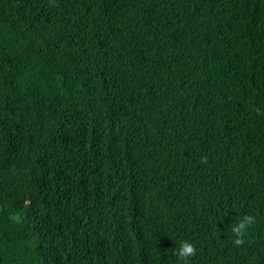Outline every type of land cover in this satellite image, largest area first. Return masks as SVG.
I'll return each mask as SVG.
<instances>
[{"label": "trees", "instance_id": "obj_1", "mask_svg": "<svg viewBox=\"0 0 264 264\" xmlns=\"http://www.w3.org/2000/svg\"><path fill=\"white\" fill-rule=\"evenodd\" d=\"M184 241L264 264V0H0V264Z\"/></svg>", "mask_w": 264, "mask_h": 264}, {"label": "clouds", "instance_id": "obj_2", "mask_svg": "<svg viewBox=\"0 0 264 264\" xmlns=\"http://www.w3.org/2000/svg\"><path fill=\"white\" fill-rule=\"evenodd\" d=\"M202 162H206V158ZM255 223L256 218L254 216L245 215L237 224L231 227V232L236 237L233 241L235 246L244 244V237L248 229ZM175 255L184 261V264H188L189 257L196 255V248L191 242L184 241L180 244L179 250L175 252Z\"/></svg>", "mask_w": 264, "mask_h": 264}]
</instances>
